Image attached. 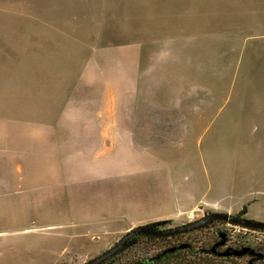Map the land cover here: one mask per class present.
Listing matches in <instances>:
<instances>
[{"label": "rangeland", "instance_id": "1", "mask_svg": "<svg viewBox=\"0 0 264 264\" xmlns=\"http://www.w3.org/2000/svg\"><path fill=\"white\" fill-rule=\"evenodd\" d=\"M244 208L264 221V0H0V264H85ZM222 232L264 254L217 221L113 264Z\"/></svg>", "mask_w": 264, "mask_h": 264}, {"label": "trees", "instance_id": "2", "mask_svg": "<svg viewBox=\"0 0 264 264\" xmlns=\"http://www.w3.org/2000/svg\"><path fill=\"white\" fill-rule=\"evenodd\" d=\"M247 210L246 208H244L242 210V214H246ZM217 221H221L223 223H230L227 221H222V220H212L208 223H206L205 225H203L200 228H197L195 230L192 231H197V230H203L204 228L209 227L212 223H215ZM169 220L163 221V222H158V223H152L150 224L151 227L155 228V229H165V224L169 223ZM233 224L234 226H240L243 229H249V227H245V226H241V225H237L234 223H230ZM252 230H259V229H253L250 228ZM260 231H264V230H260ZM187 232H191V231H187ZM183 234V233H180ZM219 237H218V241H214V243L209 244V243H205L203 242L201 247L198 249L199 252L196 251L195 247L191 244H186L188 245L187 248H185L186 251H188L190 253V258L191 259H186L185 257V262L184 264H242L239 263V259H243L244 256H239V257H233V259H231V263H226L227 260L230 259V257H225L224 253L225 252H217L213 253V246L214 245H218V244H226L229 245L231 244V242H236V241H232L231 236H227V233H218ZM168 236H163V237H157V236H152V235H146V234H138L135 235L134 237H132L130 240H128V242L126 243V245L118 252L116 253L114 256H112L110 259L104 261L101 264H113L115 262V259L123 252H125L126 250L130 249L131 247L137 245L140 241L146 239L147 241L149 240V242H164L168 240ZM229 243V244H228ZM185 243H182V245ZM233 245V244H231ZM233 246H240L239 243H234ZM241 247V246H240ZM244 247H241V249ZM162 249V248H161ZM200 253V254H198ZM198 255V257H197ZM255 259V258H254ZM146 258L143 259L142 264H145ZM177 263V262H176ZM175 263V264H176Z\"/></svg>", "mask_w": 264, "mask_h": 264}, {"label": "water", "instance_id": "3", "mask_svg": "<svg viewBox=\"0 0 264 264\" xmlns=\"http://www.w3.org/2000/svg\"><path fill=\"white\" fill-rule=\"evenodd\" d=\"M212 220H222V221H227L230 223H234L237 225H241V226H245V227H249L253 229L264 230V221H257V220L250 219L246 216L240 215V214L232 215L230 213H225V212H211L193 222H189L187 224L180 225V226L170 227L167 229H155L151 227L149 223V224L139 225V226L131 228L112 247H110L109 249L101 253L100 255L90 259L85 264H101L104 261L110 259L112 256L118 253L126 245L128 240H130L135 235H138V234H146V235H152V236L174 235L177 233L187 232L190 230L200 228ZM245 251L246 249L240 251V254L244 253Z\"/></svg>", "mask_w": 264, "mask_h": 264}, {"label": "flooded vegetation", "instance_id": "4", "mask_svg": "<svg viewBox=\"0 0 264 264\" xmlns=\"http://www.w3.org/2000/svg\"><path fill=\"white\" fill-rule=\"evenodd\" d=\"M240 215L244 216V214H240ZM248 230H252V229L249 228ZM182 233H185V232H182ZM180 235H181L180 233H177L174 235H168L169 238L167 242L165 241V244H167L170 239L177 238ZM157 237H163V236H157ZM187 247L188 245L186 244L182 245L180 242L172 244V245H169V244L165 245L162 249L161 248L158 249L156 253H153L149 257H146L145 264H175L176 262H177L176 264H184L186 254L188 252L185 250V248ZM244 249H246V251L240 254V251ZM215 251L225 252L224 256L230 257V259L227 260L226 263H231V259H233V257L236 258L239 256H244V257L249 258L248 262L250 264H253V262L255 263V260L257 262H260L258 264H264V254L250 247H244L241 249L240 246L218 244L217 246L216 245L213 246L212 252L216 253ZM197 252H199V250ZM142 262L143 260H136L132 262L131 264H142Z\"/></svg>", "mask_w": 264, "mask_h": 264}, {"label": "crops", "instance_id": "5", "mask_svg": "<svg viewBox=\"0 0 264 264\" xmlns=\"http://www.w3.org/2000/svg\"><path fill=\"white\" fill-rule=\"evenodd\" d=\"M147 116V115H146ZM146 116H137V117H146ZM146 118H148V117H146ZM90 121H89V119H82V125H84V124H87V123H89ZM62 131H58V132H54L55 134H53V140H55V139H59V138H61L62 139V141H67L66 139H67V137L69 136V132L68 131H66V132H62ZM68 143V142H67ZM66 143V144H67ZM56 149H57V151L59 150L60 151V149H61V146H57V147H55Z\"/></svg>", "mask_w": 264, "mask_h": 264}]
</instances>
